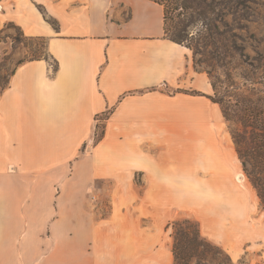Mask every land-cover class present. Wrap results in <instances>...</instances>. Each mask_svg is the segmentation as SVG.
I'll return each instance as SVG.
<instances>
[{
	"label": "crops",
	"instance_id": "obj_1",
	"mask_svg": "<svg viewBox=\"0 0 264 264\" xmlns=\"http://www.w3.org/2000/svg\"><path fill=\"white\" fill-rule=\"evenodd\" d=\"M8 24L44 38L48 57L19 65L0 95V264H175L176 200L198 192L222 196L230 222L243 166L164 6L0 0Z\"/></svg>",
	"mask_w": 264,
	"mask_h": 264
},
{
	"label": "rangeland",
	"instance_id": "obj_2",
	"mask_svg": "<svg viewBox=\"0 0 264 264\" xmlns=\"http://www.w3.org/2000/svg\"><path fill=\"white\" fill-rule=\"evenodd\" d=\"M182 1L189 9L177 7L175 0L165 3L168 37H174L179 26H188L184 42L192 48L196 69L206 72L215 86L212 97L228 113L231 135L237 134L241 147L264 169V0ZM47 57L44 38H28L15 25H6L0 32V95L19 65ZM102 133L100 124L96 141ZM204 139L223 137L205 132ZM186 149L195 154V148ZM209 150L215 153L214 148ZM250 157L248 163L254 162ZM247 167L254 172L250 163ZM242 174L245 182L239 185L237 200L231 202L234 210L229 223L223 216L228 211L216 210L223 205V197L213 191L179 196L175 206L187 210H176L174 221L190 219L201 225V220L206 238L225 252L219 256L222 262L229 255L234 264H264V205L244 170ZM260 178L264 183V177ZM96 202L102 203L101 214L107 213L103 197ZM171 234L174 238L172 225Z\"/></svg>",
	"mask_w": 264,
	"mask_h": 264
},
{
	"label": "trees",
	"instance_id": "obj_3",
	"mask_svg": "<svg viewBox=\"0 0 264 264\" xmlns=\"http://www.w3.org/2000/svg\"><path fill=\"white\" fill-rule=\"evenodd\" d=\"M165 8L166 15V34L169 36L170 30L168 28V11L165 7V3H171L174 0H152ZM175 5L180 8L189 9L184 5V1L175 0ZM197 15H200L197 11L195 12ZM188 26L181 25L176 29V34L174 37L170 38L174 42L179 44L186 45L184 42V35L186 33V28ZM187 46V45H186ZM192 50L191 47L187 46ZM197 54V53H196ZM46 59V58H45ZM214 89L215 86L213 85ZM212 101L219 104L221 107V103L214 100L211 97ZM223 110V107H222ZM224 117L226 121H231L228 113L223 110ZM104 136V129L101 138L98 139L97 142L101 141ZM233 141L236 145L237 152L240 158V161L243 166L244 172L247 174L248 179L251 181L253 187L257 190L258 197L262 200L264 205V183L260 177H264V169L262 168V162H255L254 158L250 157L247 150H244L241 147V142L238 139L237 134L232 135ZM251 158L250 165L252 166L254 172L248 170L247 158ZM260 176V177H259ZM175 228V235L173 238V253L175 264H194L193 261L197 260V264H234L232 258L227 255V262L220 261L219 256L225 255V252L220 248L212 244L207 238L202 235L201 228L198 222L192 221L190 219L176 221L172 224ZM204 262V263H203Z\"/></svg>",
	"mask_w": 264,
	"mask_h": 264
},
{
	"label": "bare ground",
	"instance_id": "obj_4",
	"mask_svg": "<svg viewBox=\"0 0 264 264\" xmlns=\"http://www.w3.org/2000/svg\"><path fill=\"white\" fill-rule=\"evenodd\" d=\"M236 180H237V182L239 183V184H243L244 182H245V176L243 175V174H238L237 175V178H236Z\"/></svg>",
	"mask_w": 264,
	"mask_h": 264
}]
</instances>
